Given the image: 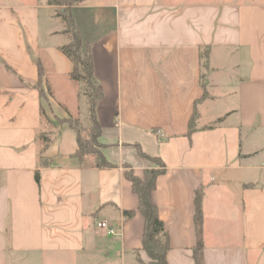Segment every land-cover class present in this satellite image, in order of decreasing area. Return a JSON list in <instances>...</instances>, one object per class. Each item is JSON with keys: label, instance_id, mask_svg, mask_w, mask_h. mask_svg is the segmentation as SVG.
I'll return each instance as SVG.
<instances>
[{"label": "crops", "instance_id": "0c3cea01", "mask_svg": "<svg viewBox=\"0 0 264 264\" xmlns=\"http://www.w3.org/2000/svg\"><path fill=\"white\" fill-rule=\"evenodd\" d=\"M56 10L0 0V264H149L143 216H124L139 206L125 167L140 177L158 168L138 149L166 166L152 199L169 264H195L198 191L204 264H264V0L73 6L103 89L96 114L108 169L82 163L75 132L56 124L79 114L83 98L59 50L67 36ZM55 16L62 25L49 27ZM39 63L47 100L34 87Z\"/></svg>", "mask_w": 264, "mask_h": 264}, {"label": "trees", "instance_id": "16d2710c", "mask_svg": "<svg viewBox=\"0 0 264 264\" xmlns=\"http://www.w3.org/2000/svg\"><path fill=\"white\" fill-rule=\"evenodd\" d=\"M82 0H48V5L60 10L57 17L64 24V34L67 36V42L62 45L59 50L73 63V71L70 78L81 86V95H83L89 105V120L87 127L81 125L79 119L69 117L67 120L58 119L61 124H68L75 132L77 139L76 156L82 163L87 158H93L97 168H113L102 153L103 145L99 142L101 136V126L97 119V106L103 97V89L101 84L94 75V62L90 49L83 46L82 37L78 27L72 17L73 6L79 4ZM203 69L208 70V53L202 55ZM39 82L34 85L40 93L41 99L47 100L51 92L50 85L46 83L44 88V69L42 64H38ZM205 76L202 77V87L206 88L204 82ZM44 116V110H41ZM196 111L191 122L189 134L193 132L192 123L196 118ZM45 147L48 145L49 136H42ZM139 154L143 158L151 159L158 168L147 169L143 176H137L135 171L130 167H125V176L131 182L134 194L139 199L137 211H125L126 219L132 218L136 213H140L145 221L142 250L145 251L150 259L149 264H169L167 254L170 250V239L165 229L163 221L159 216V209L154 204L152 196L156 189L157 180L166 172V166L159 158L149 157L138 149ZM36 180L40 183L39 173L36 174ZM196 211L195 223L197 227V244L193 249V257L195 264H204V240H203V210H202V192L196 194Z\"/></svg>", "mask_w": 264, "mask_h": 264}, {"label": "rangeland", "instance_id": "374dc122", "mask_svg": "<svg viewBox=\"0 0 264 264\" xmlns=\"http://www.w3.org/2000/svg\"><path fill=\"white\" fill-rule=\"evenodd\" d=\"M56 11L59 12L60 10H56ZM61 25H62V22L58 18H56V16H55V18H53L52 23L50 25L48 24L49 27H54V28L60 27ZM88 109L89 108H88V106H86V102H85V99H84V96H83V98L81 99L80 112H79V114L74 115L73 119H79L81 125L84 126V127H87V125H88V120H89V111H88ZM56 124L58 126L62 125L61 123H59L58 120L56 121Z\"/></svg>", "mask_w": 264, "mask_h": 264}, {"label": "built area", "instance_id": "2783aa9c", "mask_svg": "<svg viewBox=\"0 0 264 264\" xmlns=\"http://www.w3.org/2000/svg\"><path fill=\"white\" fill-rule=\"evenodd\" d=\"M98 229L105 232L107 236H118L120 235L118 229L110 226L107 222H99L97 224Z\"/></svg>", "mask_w": 264, "mask_h": 264}]
</instances>
